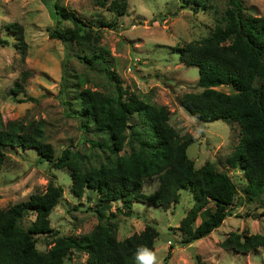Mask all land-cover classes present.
<instances>
[{"label": "rangeland", "instance_id": "1", "mask_svg": "<svg viewBox=\"0 0 264 264\" xmlns=\"http://www.w3.org/2000/svg\"><path fill=\"white\" fill-rule=\"evenodd\" d=\"M109 1L0 0V39L4 41H0V121L40 122L42 140L52 148L49 159L41 157L32 147L4 148L0 208L24 200L32 192L43 191L51 181L61 187V196L48 214L49 225L58 235L87 233L98 222L95 211L98 209L105 215L100 222H108L117 239L139 231L146 223L155 227L153 248L143 260L137 258V264H264V245L248 252L220 246L229 231L264 230V212L244 196L240 169L227 164V157L239 140L238 124L223 119L200 122L179 104L183 92L199 91L202 87L196 83V66L185 65L175 47L209 34L223 21L229 0H125L121 14L107 8ZM240 1L245 14L264 16V0ZM55 5L73 10L98 34L97 44L107 50V70L114 73L123 88L148 102L165 105L168 121L178 134L191 135L192 141L184 150L194 169L211 165L224 171L235 184L229 214L206 235L180 243L178 223L192 204L187 189H179L176 201L166 208L133 202L125 214L117 200L97 204L93 190L86 188L81 195H74L69 188L68 167L53 165L64 149L72 152L81 168L110 164L116 155L131 150L130 142L125 141L121 149L111 152L94 143L106 140L103 132L92 125L82 127L76 114L77 91L88 87L111 93V85L104 74L86 67L78 58L79 54L91 52L86 44L72 39L63 43L48 35V29L72 26L70 20L55 13ZM99 20H115L117 26L98 27ZM11 22L20 25L21 39L7 26ZM101 64L96 62L97 66ZM14 82L21 84L20 90H14ZM216 88L233 90L224 85ZM136 120V113H132L128 122ZM157 184L156 175L145 177L142 191H153ZM206 207L210 208L211 203ZM202 216L203 212H199L193 224ZM32 219L33 214L27 213L17 224L25 227ZM34 237L39 251L51 245V233ZM85 258L84 251L71 250L63 262L87 264Z\"/></svg>", "mask_w": 264, "mask_h": 264}, {"label": "trees", "instance_id": "2", "mask_svg": "<svg viewBox=\"0 0 264 264\" xmlns=\"http://www.w3.org/2000/svg\"><path fill=\"white\" fill-rule=\"evenodd\" d=\"M229 2L223 21L209 34L175 47L185 65L196 66V83L202 87L199 91L183 92L179 104L200 122L223 119L238 124L239 140L227 157V164L240 169L244 196L264 212V16L245 14L240 0ZM125 7V0H110L107 4L115 14L123 13ZM55 13L70 20L72 26L48 29V35L63 43L72 39L86 44L91 52L79 54L78 58L86 67L104 74L111 85V93L88 87L77 91L76 114L82 127L92 125L103 132L106 140L94 143L111 152L121 149L125 141L131 145L128 154L116 155L112 163L88 168H81L72 152L64 149L53 165L68 167L71 192L81 195L86 188L93 190L97 204L117 200L128 214L133 202L166 208L176 201L179 189H187L192 204L178 223L180 243L209 233L229 214L228 206L236 194L233 181L224 171L208 164L194 169L184 150L192 137L178 134L168 121L167 107L148 102L120 85L114 73L107 70V50L97 44L98 34L73 10L55 5ZM7 26L21 39L20 25L11 22ZM97 26L115 28L117 24L115 20H99ZM96 62L103 65L97 66ZM13 85L15 91L20 90V83ZM223 85L233 90L216 88ZM132 113H136L137 120L129 123ZM6 147H32L44 159L52 155L50 144L42 140L38 121H0V164ZM151 175L157 176L158 184L145 193L143 179ZM60 196L61 187L48 181L43 191L32 192L26 199L0 208V264H65L63 257L71 250L84 251L87 264H137V258L152 250L157 234L152 224L146 223L139 231L117 239L114 228L106 221L100 222L105 215L98 209V222L87 233L56 234L49 225L48 214ZM208 202L210 208L206 207ZM199 212L203 216L193 224ZM27 213H32L33 219L25 227L18 225ZM39 233L52 234L51 245L45 251L35 247L34 234ZM259 245H264V230L229 231L220 241L221 247L236 252H248Z\"/></svg>", "mask_w": 264, "mask_h": 264}, {"label": "clouds", "instance_id": "3", "mask_svg": "<svg viewBox=\"0 0 264 264\" xmlns=\"http://www.w3.org/2000/svg\"><path fill=\"white\" fill-rule=\"evenodd\" d=\"M140 259H141V260H143V259H144V257H143V256H141V257H140Z\"/></svg>", "mask_w": 264, "mask_h": 264}]
</instances>
